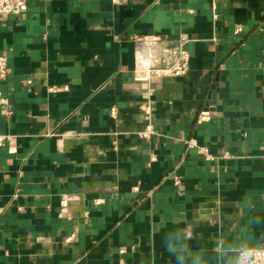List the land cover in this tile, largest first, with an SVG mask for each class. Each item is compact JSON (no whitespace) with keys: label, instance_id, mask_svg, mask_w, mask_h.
Returning a JSON list of instances; mask_svg holds the SVG:
<instances>
[{"label":"crops","instance_id":"crops-1","mask_svg":"<svg viewBox=\"0 0 264 264\" xmlns=\"http://www.w3.org/2000/svg\"><path fill=\"white\" fill-rule=\"evenodd\" d=\"M0 54V264L264 245V0H29Z\"/></svg>","mask_w":264,"mask_h":264},{"label":"built area","instance_id":"built-area-1","mask_svg":"<svg viewBox=\"0 0 264 264\" xmlns=\"http://www.w3.org/2000/svg\"><path fill=\"white\" fill-rule=\"evenodd\" d=\"M29 0H0V17L8 15H17L22 13L28 5ZM189 52L182 48L180 49L177 60L169 67H166L159 72L164 75L170 76H181L188 71L189 68ZM8 72V59L5 55L0 54V81L5 79ZM116 109H112V113H115ZM209 117L207 111L200 113V119H207ZM156 131L153 125L150 123L147 125L146 129L141 132L143 137H150L155 134ZM186 144L190 147H196L202 150L203 148L199 146L198 142L195 139L185 140ZM264 246V245H261ZM259 247V246H258ZM122 253L125 252L124 249H121ZM121 264H126L122 262ZM260 264H264V260H261Z\"/></svg>","mask_w":264,"mask_h":264},{"label":"clouds","instance_id":"clouds-1","mask_svg":"<svg viewBox=\"0 0 264 264\" xmlns=\"http://www.w3.org/2000/svg\"><path fill=\"white\" fill-rule=\"evenodd\" d=\"M169 250L171 251V249ZM223 252L233 253L229 264H260L261 260H264V246L243 244L238 247L222 249V254ZM176 262L184 264L185 257L182 254H176Z\"/></svg>","mask_w":264,"mask_h":264}]
</instances>
